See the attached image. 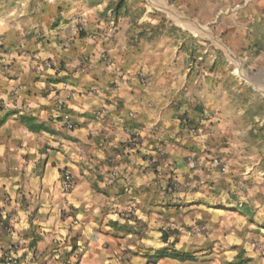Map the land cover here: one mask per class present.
Wrapping results in <instances>:
<instances>
[{"label":"crops","instance_id":"1","mask_svg":"<svg viewBox=\"0 0 264 264\" xmlns=\"http://www.w3.org/2000/svg\"><path fill=\"white\" fill-rule=\"evenodd\" d=\"M115 1L56 0L86 17L85 56L3 82L0 264H220L219 242L242 251V234L264 233V204L237 201L230 228L212 198L230 177L264 193V0Z\"/></svg>","mask_w":264,"mask_h":264},{"label":"rangeland","instance_id":"2","mask_svg":"<svg viewBox=\"0 0 264 264\" xmlns=\"http://www.w3.org/2000/svg\"><path fill=\"white\" fill-rule=\"evenodd\" d=\"M61 2L57 3L56 0H0V92L4 89L3 82H16L18 88H20L24 84V75L27 74L64 71V68L58 65L56 60L58 53L59 55L61 54L60 52L65 54L64 57L81 54L84 46L82 48L79 45L76 46V40L77 38L88 37L86 28L88 21L86 17L82 16H61L58 10ZM120 2L118 0L113 3L114 9L117 10ZM64 7H59V9L62 10ZM32 11L34 12L32 13ZM70 22H73V24L70 25ZM56 23L68 26L58 31L56 30ZM56 31L60 33L59 37H57ZM192 47L193 53L189 56L194 62H197L201 55L200 46L193 40ZM85 54L81 55L85 56ZM106 57V53L103 52L100 58L106 60ZM80 66L84 67V65ZM84 69L85 71L87 70V68ZM1 102L0 106L2 108L5 107L4 101ZM263 116L260 117V120L264 122ZM228 117L231 118L232 114H228ZM230 121L228 120V124H231ZM258 135H260L259 141L264 140L263 133L258 132ZM226 136H228L226 139L227 146L230 137L229 135ZM219 160L221 167H226L224 172L219 167L220 173L228 175L232 171V167L223 159ZM242 188L237 186L233 177H230L224 190L213 192V199H217L222 205L225 204V207L229 205L223 218H227L230 228L233 227L231 223L234 222L231 218L233 217L231 212L234 208L238 209L240 207L237 201L244 204L241 209L246 212H249L248 201L251 199H255L259 203L258 207L264 204V193H261L262 190L261 192H254L258 197H251L247 189ZM234 198L238 200H234ZM252 210L254 211V209ZM256 217L260 221L258 228L262 231L261 225L263 224L261 222L264 221V214L257 212ZM248 230L249 226L247 224L242 223L240 225L242 233L248 232ZM227 235L232 236V233L228 232ZM248 236L242 234V237H245L241 241V246L244 247L242 251L228 252L230 243H225V247H223L225 251L222 252L221 242L218 243V246H214L215 251L213 253L217 254L216 258L220 260V264H235L237 263L235 260L238 255L242 262L237 264H264V233H256L255 237L253 231H251V238L255 239L250 246L246 244Z\"/></svg>","mask_w":264,"mask_h":264},{"label":"trees","instance_id":"3","mask_svg":"<svg viewBox=\"0 0 264 264\" xmlns=\"http://www.w3.org/2000/svg\"><path fill=\"white\" fill-rule=\"evenodd\" d=\"M122 4H123V2L121 1L119 3V5L117 6V10L122 8ZM18 120L20 121V123H22L23 125L28 127V129L33 133H39L42 131L47 132L48 131V129L45 126L38 124L36 122V119L33 117L26 116V115H20V116H18ZM159 257H164V252H162V254ZM176 257L182 261L192 259V256H189V255H176ZM241 262H242L241 258L237 259V263H241ZM237 263H235V264H237Z\"/></svg>","mask_w":264,"mask_h":264},{"label":"built area","instance_id":"4","mask_svg":"<svg viewBox=\"0 0 264 264\" xmlns=\"http://www.w3.org/2000/svg\"><path fill=\"white\" fill-rule=\"evenodd\" d=\"M212 164L216 167V168H221V171H225L226 170V167L225 166H222L220 165V160L218 158H214L212 159ZM196 166V163L195 162H192L191 163V167L194 168ZM64 180H65V189L67 191H70L73 187V180H72V177L70 175V173H65L64 175Z\"/></svg>","mask_w":264,"mask_h":264}]
</instances>
